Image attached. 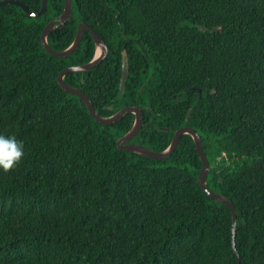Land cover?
I'll list each match as a JSON object with an SVG mask.
<instances>
[{"label":"trees","instance_id":"trees-1","mask_svg":"<svg viewBox=\"0 0 264 264\" xmlns=\"http://www.w3.org/2000/svg\"><path fill=\"white\" fill-rule=\"evenodd\" d=\"M65 8L50 0L36 19L0 7V135L24 145L20 163L0 170V264H264V0H75L48 40L68 50L82 22L103 38L109 56L65 82L103 117L141 107L132 143L162 153L180 129L200 134L208 187L239 214L236 247L233 212L198 184L190 136L167 160L121 151L135 115L103 125L62 89L63 71L96 56L89 31L68 59L44 49Z\"/></svg>","mask_w":264,"mask_h":264},{"label":"water","instance_id":"water-1","mask_svg":"<svg viewBox=\"0 0 264 264\" xmlns=\"http://www.w3.org/2000/svg\"><path fill=\"white\" fill-rule=\"evenodd\" d=\"M49 4H50V0H42L43 9L40 13H35V12L30 11V9L26 5H24L23 3L19 1L6 0V1L0 2V7L15 6V7L21 8L31 18L40 19L48 13ZM74 13H75V0H66V8H65L63 15L58 20L51 23L46 28V30L43 31L42 33V44H43L44 49L49 53L50 56L57 58V59L70 58L79 49L82 43L84 34L87 31H89L94 38L95 45H96L95 58L89 63L83 64V65L72 66L66 69L65 71H63L59 76V84L62 87V89L71 96L75 95L79 97L86 104L91 116L97 122L103 125H113L123 120L129 114L135 115V122H134L132 129L127 134H125L123 137H121L117 142L118 148L121 151H127L129 153H133L136 155L145 156V158L155 160V161L167 160L175 154L183 137L190 136L194 140L197 152L203 163V169L199 176L198 184L202 189H204V191L209 195L210 198L217 201L218 203H221L227 206L233 212L234 228H235V247H236L238 220H239L238 211L236 209L235 204L231 202L227 197L217 194L216 192L212 191L208 187L207 180L210 174L211 165H210L209 158L203 148L202 137L195 129L188 128V127L180 129L179 131L175 133L170 147L162 153H156L155 151L148 149V147L144 145L132 143V141L142 132L144 128L145 117H144L143 109L141 107L129 106V107L121 109L120 111H118L116 114L112 116L103 117L98 113L92 100L85 92H83L82 90L76 87H71L65 82V79L67 78V76L71 75L72 73L87 72L99 66L109 56L110 51H111L107 43L103 40V38L92 27H90L88 24L84 22L80 23L75 40L68 50L64 52H56L50 47L49 41H48L50 34L55 31L64 30L66 25L73 19ZM129 74H130L129 58L127 55V51L124 50L123 51V72H122V77H121V89L124 88V91H126L125 85L129 77ZM191 115H192V111L189 113L188 120L190 119ZM240 263H241V260H240Z\"/></svg>","mask_w":264,"mask_h":264},{"label":"clouds","instance_id":"clouds-1","mask_svg":"<svg viewBox=\"0 0 264 264\" xmlns=\"http://www.w3.org/2000/svg\"><path fill=\"white\" fill-rule=\"evenodd\" d=\"M99 54V53H98ZM24 156V145L13 136L0 135V170L4 173L15 168Z\"/></svg>","mask_w":264,"mask_h":264},{"label":"rangeland","instance_id":"rangeland-1","mask_svg":"<svg viewBox=\"0 0 264 264\" xmlns=\"http://www.w3.org/2000/svg\"><path fill=\"white\" fill-rule=\"evenodd\" d=\"M77 14H79V11L77 10Z\"/></svg>","mask_w":264,"mask_h":264}]
</instances>
